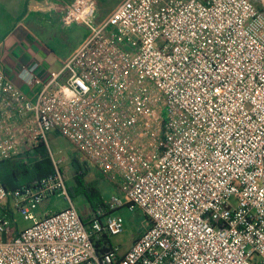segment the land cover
Returning a JSON list of instances; mask_svg holds the SVG:
<instances>
[{"label":"built area","instance_id":"obj_1","mask_svg":"<svg viewBox=\"0 0 264 264\" xmlns=\"http://www.w3.org/2000/svg\"><path fill=\"white\" fill-rule=\"evenodd\" d=\"M264 0H124L96 22L94 0L60 5L64 27L90 35L49 78L23 66L28 96L0 70V163L44 146L54 172L0 184V264H264ZM114 27L117 36L108 32ZM133 74L164 98L166 150L143 161L121 95ZM130 107L141 104L133 93ZM57 133L109 179L125 180L84 217L48 147ZM28 159L25 160V163ZM69 206L43 217L54 195ZM149 227L130 249L115 212ZM19 212L29 227L12 226ZM105 240L106 246L98 242Z\"/></svg>","mask_w":264,"mask_h":264},{"label":"rangeland","instance_id":"obj_2","mask_svg":"<svg viewBox=\"0 0 264 264\" xmlns=\"http://www.w3.org/2000/svg\"><path fill=\"white\" fill-rule=\"evenodd\" d=\"M94 1L97 5L96 22L102 23L113 14L122 0ZM256 6L260 11L264 12L263 2H256ZM61 31L62 34L59 37L52 39V46L62 51L75 47L86 35V37L90 35L89 30L84 26H74L72 28L62 26ZM108 32L117 36L116 30L112 26ZM131 89L136 96L141 98V104L134 106V108L130 107L131 95L129 93ZM121 101L123 107L128 112L127 115L131 122V130L134 136L133 143L139 158L143 161H148L161 155L167 148V140L163 127L164 98L156 92L150 82L140 75L133 74L132 85L129 90L122 92ZM48 147L57 161L62 160L60 167L65 175L67 186L68 188L73 187L75 185V167L72 164V157L77 152L75 146L64 136L52 132L48 135ZM88 167L87 180L89 183H94L97 189L103 193L105 202L110 200L114 194L120 195L126 201L128 200L126 197L125 180H120V178L113 180L105 179L102 173L90 162H88ZM70 197L84 217H88L92 213L93 209L84 197L77 196L74 199L71 195ZM7 204L8 201L6 199L3 205L7 206ZM2 206L0 207V216L4 214ZM68 206L69 202L63 196L56 194L36 209L35 212L36 215H43L44 213H53L66 209ZM115 215L123 216L125 227L121 234L111 238V244L119 246L124 252L130 249L133 243L146 232L150 223L144 219L142 211L137 209L131 211L128 207H124L117 210ZM10 219L12 226L19 229H24L32 224V222L26 221L18 211L14 213V219L12 217Z\"/></svg>","mask_w":264,"mask_h":264},{"label":"crops","instance_id":"obj_3","mask_svg":"<svg viewBox=\"0 0 264 264\" xmlns=\"http://www.w3.org/2000/svg\"><path fill=\"white\" fill-rule=\"evenodd\" d=\"M71 2L73 0H0V70L30 97L33 93L18 75L22 67L38 65L36 72L47 79L61 69L87 38L86 35L66 51L52 46V39L62 34L59 6Z\"/></svg>","mask_w":264,"mask_h":264},{"label":"trees","instance_id":"obj_4","mask_svg":"<svg viewBox=\"0 0 264 264\" xmlns=\"http://www.w3.org/2000/svg\"><path fill=\"white\" fill-rule=\"evenodd\" d=\"M76 154L72 157V164L75 167V185L69 188L70 195L73 199L77 196L84 197L92 209L97 210L100 206H105L103 193L97 189L94 183H89L87 180L89 169L88 159L79 151H77ZM27 159L28 162L25 163V160ZM96 169L98 168L96 167ZM99 171L105 179L109 180L101 170ZM53 172L54 165L49 155V151L44 144H42L37 149L25 154L23 153L16 159L1 162L0 184L9 190H15L22 185H32L39 179L46 177ZM143 216L147 221V217L144 214ZM98 245L106 246L105 240H100Z\"/></svg>","mask_w":264,"mask_h":264}]
</instances>
